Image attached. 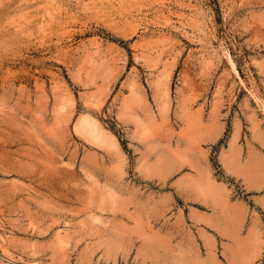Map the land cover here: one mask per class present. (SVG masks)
<instances>
[{
	"label": "rangeland",
	"instance_id": "obj_1",
	"mask_svg": "<svg viewBox=\"0 0 264 264\" xmlns=\"http://www.w3.org/2000/svg\"><path fill=\"white\" fill-rule=\"evenodd\" d=\"M229 140L264 141V0H0V264H195L191 219L264 196Z\"/></svg>",
	"mask_w": 264,
	"mask_h": 264
},
{
	"label": "crops",
	"instance_id": "obj_2",
	"mask_svg": "<svg viewBox=\"0 0 264 264\" xmlns=\"http://www.w3.org/2000/svg\"><path fill=\"white\" fill-rule=\"evenodd\" d=\"M249 143L253 144V141L250 140ZM241 147L244 152L243 159H240L236 152L232 151L230 154L229 151L235 149L230 140L225 149L219 152L218 158L220 159L222 153L227 155L226 159L236 170L229 172L224 168L229 175H234L238 171L246 175L254 170L256 174L263 176L249 180V185H243L245 191L264 190V141H262L261 149L253 144L254 151H251V146L248 149L245 142ZM257 150L262 155L261 165L250 169V164L257 162ZM251 202L252 206L238 198L227 201L220 199L219 207L203 211L201 220L191 219L190 233H186L185 242L182 245L187 261L195 264H217L216 254L234 253L235 255V253L243 252L250 256L249 264L257 261L256 256H263L260 264H264V230L259 224V213L264 216V196L253 194ZM188 214H191L190 210Z\"/></svg>",
	"mask_w": 264,
	"mask_h": 264
}]
</instances>
